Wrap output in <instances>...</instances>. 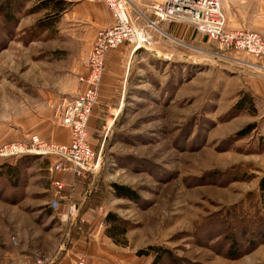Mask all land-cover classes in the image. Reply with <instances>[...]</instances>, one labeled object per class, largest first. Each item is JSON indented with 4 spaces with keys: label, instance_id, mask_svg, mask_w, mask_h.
Instances as JSON below:
<instances>
[{
    "label": "rangeland",
    "instance_id": "rangeland-1",
    "mask_svg": "<svg viewBox=\"0 0 264 264\" xmlns=\"http://www.w3.org/2000/svg\"><path fill=\"white\" fill-rule=\"evenodd\" d=\"M64 1L61 12L32 0L13 21L0 15V144L34 133L53 140L57 105L82 88L86 55L108 25L100 24L102 2ZM220 1L228 28L264 37V0ZM155 39L133 56L120 49L113 91L89 134L101 167L73 190L66 180L57 209L51 161L0 159V258L57 264L82 236L95 237L106 264H153V254H137L150 245L172 253L157 264H264V135L246 90L250 75L264 74L251 66L259 61L195 33L176 37L184 45ZM244 94L245 108H235ZM111 183L138 199L117 197ZM69 200L78 208L63 220ZM107 213L125 232L111 230Z\"/></svg>",
    "mask_w": 264,
    "mask_h": 264
},
{
    "label": "built area",
    "instance_id": "built-area-1",
    "mask_svg": "<svg viewBox=\"0 0 264 264\" xmlns=\"http://www.w3.org/2000/svg\"><path fill=\"white\" fill-rule=\"evenodd\" d=\"M105 4L112 22L100 28L85 58L86 72L80 78L82 88L56 107L57 125L67 130L66 141L44 139L31 134L27 140L8 141L0 144V159L9 161L24 155H37L49 159L52 185L58 193L51 202L57 209L67 200L61 193L76 180L101 167V156L95 153L89 138V122L99 103L100 86L109 51L128 47L130 56L156 44V35L184 43L162 27V24L183 25L195 33L214 41L221 50L243 51L258 63L251 66L264 73V37L256 31L227 27L226 15L220 0H98ZM70 197V195H69ZM69 211L60 215L66 220L78 208L69 200ZM40 264V262H38ZM76 264H84L79 259Z\"/></svg>",
    "mask_w": 264,
    "mask_h": 264
},
{
    "label": "crops",
    "instance_id": "crops-1",
    "mask_svg": "<svg viewBox=\"0 0 264 264\" xmlns=\"http://www.w3.org/2000/svg\"><path fill=\"white\" fill-rule=\"evenodd\" d=\"M101 9H102L101 11L102 18H101L100 24L109 25L112 22L110 12L105 6V4L103 3H102V6L100 7V10ZM95 21L97 22V20ZM162 27L168 30L171 35H172L171 31L176 29L175 31L177 33L174 35V37H177V38H180V36L188 37L190 36V33H195L190 27L178 25V24H175V25L162 24ZM195 34L198 35L197 33ZM121 48L122 47L111 50L106 55V58H105L106 69H104V74H103V78H102V82L100 86L99 103L106 102V100L110 96L109 94L112 93L113 91V88H114L113 80L115 78V75L119 72V69H120L119 67L120 64L118 63L120 61L119 58L123 56L119 52ZM250 77L251 78H249L246 81L247 83L246 90L248 91V94L252 96V99L250 98V102H251V108L254 110L253 112L255 115L254 117H256V119L258 120H262V124H261L262 132L261 133L264 135V74L255 72V74L250 75ZM96 109L89 122L90 132L94 129L92 125L94 124L96 120L95 118H97ZM262 134L261 136H263ZM67 136H68L67 130L58 126L57 130L55 131V135L52 136V139L55 141H66L68 139ZM66 180H68V182L70 181L69 178ZM79 182H81V180ZM76 185L77 183L74 184V186L72 187V190L75 189ZM84 238H82V236H77L74 246L70 250L66 251V254L63 256L64 258L62 259L60 258L57 261V264H76L77 261L80 258H82L81 253H84V252L85 254L88 255L87 258L84 257L85 258L84 264H106V260L105 261H101V259L99 260V257L102 258L103 256L102 254L104 253V251H102L98 241L94 239L95 237L92 239H89L88 242H87L88 238H85L86 239L85 241H84ZM76 253H80V255L78 256ZM0 264H32V263H30L29 259L25 257L24 255H14L12 257L8 256L7 258L5 257L0 258Z\"/></svg>",
    "mask_w": 264,
    "mask_h": 264
},
{
    "label": "trees",
    "instance_id": "trees-1",
    "mask_svg": "<svg viewBox=\"0 0 264 264\" xmlns=\"http://www.w3.org/2000/svg\"><path fill=\"white\" fill-rule=\"evenodd\" d=\"M28 1H32V0H0V15L4 18L5 21H13V19L15 17V12L21 10V8H23L25 3ZM40 1L43 2L42 4L50 3V5L56 11L61 12L64 9V7L62 6L65 2L64 0H40ZM40 7H41V5L40 4L38 5V3H37V4H34L33 6H31L30 8H28V10H26V11L29 13L35 12V11H38ZM40 22L41 21L37 22L36 26H39L40 29H43V27L41 25H39ZM246 99H247V95L244 94L241 97V99H239L238 102L235 104V108L240 107V109H244L245 104H246V102H245ZM252 126H253L252 124H249L246 127H244L240 132L242 134H246L247 132L250 131ZM88 130H89V127H88ZM96 131H98V130H96L95 128L91 132L89 131V134L91 135V137L93 136V133H95ZM93 148L95 150V153H97L95 147H93ZM110 186L113 188V192L117 197H122V198L125 197V198H129L132 200L138 199L136 192L133 191V189H131L125 185H120L117 183H111ZM258 190L260 192V195L263 196L264 195V176H262L258 182ZM104 220L108 223H112V226L110 227L112 231H115V229L118 227V228H120L122 233L125 232L124 227H122L120 225L121 219L118 218L116 215H114L112 213H107L104 217ZM137 254H139V255L153 254V256H154L153 257L154 258L153 264L154 263H156V264L160 263L161 261H163V259L172 258L171 251L168 248L163 247V246H152V245H150L145 249H140Z\"/></svg>",
    "mask_w": 264,
    "mask_h": 264
},
{
    "label": "bare ground",
    "instance_id": "bare-ground-1",
    "mask_svg": "<svg viewBox=\"0 0 264 264\" xmlns=\"http://www.w3.org/2000/svg\"><path fill=\"white\" fill-rule=\"evenodd\" d=\"M166 57V56H165Z\"/></svg>",
    "mask_w": 264,
    "mask_h": 264
}]
</instances>
